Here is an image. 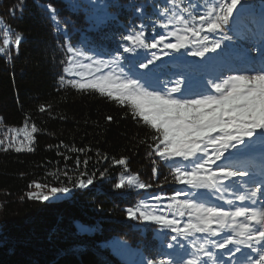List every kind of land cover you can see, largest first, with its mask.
<instances>
[{"label": "snow or ice", "instance_id": "1", "mask_svg": "<svg viewBox=\"0 0 264 264\" xmlns=\"http://www.w3.org/2000/svg\"><path fill=\"white\" fill-rule=\"evenodd\" d=\"M170 2L172 7H165L160 12L166 19L157 25L165 30L158 39L153 36L152 42H148L143 26L139 31H129L121 36L122 41L128 42L122 45L127 56L112 54L109 59H98L96 55L66 44L70 55L64 72L80 77V80L65 81L62 76L60 83L67 82L77 90H93L119 106H126L134 120L151 130V140L155 144L148 145L151 149L149 155L171 162L175 183L196 191L206 190L216 200L230 206L225 209L219 204L206 202L211 196L206 200H193L190 197L195 192L181 189L169 198L166 205L141 201L135 207L127 208L128 219L151 223L162 232L173 233L166 245L161 241L157 249L158 259L143 257V253H139L140 264H264V45L258 49L261 51L259 61L250 58L242 49L235 57L240 63H224L207 78L206 83L201 80L195 84L193 72L208 77L209 63L228 58L230 50L241 48L236 41L247 40L253 33L249 30L246 34L234 27L242 15V9H237L241 0H205L202 5L190 6H184L183 0ZM251 2L244 0L245 5ZM260 2L264 5V0ZM46 8L51 13L54 30L62 32V22L55 9L51 6ZM200 8L203 11L197 12L196 9ZM16 10H11L13 15ZM19 11H23L22 2ZM109 19L115 17L102 11V6H98L95 14L89 17L94 27ZM8 34L5 33L6 36ZM260 38L264 41V21L260 26ZM22 39V34H15L17 50ZM226 41L229 43L225 44ZM3 45L5 47H0V54L9 47V39L4 38ZM158 45H162L159 51L164 55L169 54L165 50L179 53L189 48L188 55L193 57L205 59L208 53L215 55L205 59L202 65L178 63V71L174 73L177 78L169 77L161 85L158 73L167 67L166 64H156L161 56L157 52H151L150 57L139 55L141 49H156ZM124 61L129 65L128 71H125ZM137 67L142 71H137ZM40 111L44 112L45 108L41 106ZM8 131L13 134L11 141L5 144L7 136L0 139V146L5 151L9 148H14L17 153L34 151L33 134L38 131L35 125L29 131L26 121L24 128H9ZM21 135L23 139H18ZM258 142L257 172L254 160ZM76 163L79 165L80 161ZM84 163L87 164V160ZM115 163L125 165L124 171L128 172L126 159L121 158ZM152 171L155 174L156 168L153 167ZM126 183L137 189L152 187L133 174L122 175L113 187L119 190ZM92 184V179L78 180L74 187L85 189ZM35 187L40 189L42 185L36 184ZM50 191L52 197L29 193L28 198L48 201L57 194L68 195L72 189L52 187ZM154 200L159 202L161 197L157 195ZM237 201L240 206H235ZM176 217H187V220ZM78 227L81 232L89 231L83 225ZM222 232L229 235L215 239ZM165 247L171 251L165 253ZM242 248L250 250L251 254L242 253ZM214 249H225L226 252ZM129 251L137 254L131 249ZM237 253L245 259H233Z\"/></svg>", "mask_w": 264, "mask_h": 264}, {"label": "trees", "instance_id": "2", "mask_svg": "<svg viewBox=\"0 0 264 264\" xmlns=\"http://www.w3.org/2000/svg\"><path fill=\"white\" fill-rule=\"evenodd\" d=\"M46 6L55 9L62 32L54 30ZM239 6L264 7L260 0ZM165 7H172L170 0H109L105 8L115 21L90 31L87 11L74 9L68 0H0V47L4 38L10 41L0 54V130L22 128L26 121L38 129L31 153L0 146V264H123L103 244L119 237L134 245L145 235L126 212L139 193L126 184L119 190L113 185L133 174L152 185L148 191L172 196L184 189L175 183L171 164L149 155L152 132L126 106L60 83L62 76L74 79L64 72L70 55L66 44L77 46L81 32L88 30L89 45L97 47L126 44L121 36L141 26L145 35L157 37L165 31L157 26L166 19L160 15ZM17 33L23 36L18 50ZM121 158L128 172L115 163ZM87 179L93 184L74 187ZM36 184L72 191L51 201L29 199ZM81 225L89 231L81 232Z\"/></svg>", "mask_w": 264, "mask_h": 264}, {"label": "rangeland", "instance_id": "3", "mask_svg": "<svg viewBox=\"0 0 264 264\" xmlns=\"http://www.w3.org/2000/svg\"><path fill=\"white\" fill-rule=\"evenodd\" d=\"M109 0H68V3L74 8H82L83 10L87 11V19L89 21V27L88 30L93 31V30H97L99 27L103 26L106 27L108 23H113V21H115L114 19H109L106 23L100 25L99 27H94L93 23L90 22L89 17H92L95 14V9L98 6H102V11H106V4L108 3ZM244 1V0H241ZM257 3L259 0H256ZM205 0H183V4L184 6H190V5H195V4H204ZM85 5V6H83ZM238 10L242 9V15L240 16V18L238 19L237 23L234 25V27L238 28L240 31H243L244 33H249V30H251V32L253 33V35H251L249 37V39L247 40H237L236 43L241 45V48H236V49H232L230 50V56L228 58H220L215 62H211L208 65V73L209 76L205 77L203 76L201 73L199 72H193L192 75V80L195 84H199L201 82V80L204 81V83L207 82V78H210V76L214 73L215 70H218L219 68L223 67L224 63H233V64H238L240 63L239 60L235 59L236 56H238L241 52V50H245L247 51L248 56H255L261 53V51H259L258 49H260L262 47V45H264V41L261 40L260 38V26H261V22L264 21V9L263 10H258L255 8H245L242 6H237ZM197 12L203 11V8H200L199 10L196 9ZM107 14L110 17H115L116 16L109 14V12H107ZM186 15V14H185ZM234 17L236 16V12L233 13ZM198 23V21H197ZM124 25H121L120 27L122 29H125L126 27ZM87 30V31H88ZM81 32L80 36H79V43L76 47L81 48L82 50H84L85 52H87L89 55H96V57L98 59H109L110 56L112 54H118L123 56H127L128 54L123 53V48L122 45H126V44H119L117 46L112 45L110 47H106V49L104 48H99L93 45L88 46V42H89V31L88 32ZM129 31H136L134 29H131ZM128 31V32H129ZM230 35H232V32H229ZM153 36L154 35H150L147 36L145 35V39L148 42H152L153 40ZM156 37V36H155ZM158 39V36L156 37ZM172 40V42H175L174 38H169ZM229 42H225V44H228ZM160 47H162V45H158L156 49H150V50H143L141 49L139 52V55L142 57H150V53L151 52H157L158 55L161 56V59L156 61V64H166L167 67L164 68L160 73H158L159 75V79L161 82V85L163 84V81L169 79V77H171L172 79H176L177 77L174 75V73H176L178 71V67L177 64L181 63V62H187L193 65H202L205 63V59L214 56L215 54L213 53H208L206 54L205 59L200 60L202 58L200 57H193L191 55H188V52L191 51V48L189 49H182L181 52L177 53V52H173L171 50H165L167 51L169 54L168 55H164L163 53H161L159 51ZM222 47H224V45H222ZM217 52H220V49H217ZM85 63H88L89 61H84ZM124 68L125 71H128L129 65L127 63V61H124ZM169 63V64H168ZM151 67V66H150ZM79 69H73V71H78ZM104 71H107V69H104ZM137 71H142L137 67ZM131 74V73H130ZM73 77V76H72ZM74 79L80 80V77H73ZM87 79V77H85V80ZM84 82V81H82ZM25 126H23L22 128H24ZM28 130H31V127L27 125ZM2 135L4 139L5 136L8 137L7 140H5V144L9 143L11 141V137H12V133L8 131V129H4L0 130V136ZM18 139H23L22 135L18 138ZM255 139V138H254ZM242 147V146H241ZM14 149V148H12ZM259 154H260V147H259V142L257 145V149L255 151V157L258 156V158L255 160H259ZM227 155V153H226ZM254 163L256 165V171H259V161H255ZM164 163H169L171 164V162H165ZM126 185H128L126 183ZM129 186V185H128ZM130 189L137 191L138 197H137V201L135 202V204L133 205V207H135L139 202L141 201H146L149 204H162V205H166L167 203L170 202L169 198L172 196H165L159 192H153V191H148L147 189H137L134 187L129 186ZM184 190L192 193L195 192V195L190 197L193 200H206L207 197L211 196L210 200H206V202H210L213 204H219L221 206H223L225 209L229 208L230 206L225 204L223 201H219L216 200L215 196H212L210 193H207L206 190H193L191 188H189L187 185H184ZM31 193L33 194H40V195H48L49 197H52V193L50 191L49 188H45V187H41L40 189H37L35 186L33 187ZM159 195L161 197V200L159 202H157L156 200H154V197ZM64 197V195H60L57 194L54 198H50L48 201L57 199V198H61ZM183 198V197H181ZM235 206H240V203L237 201ZM251 206V205H249ZM234 207V206H233ZM254 207V206H252ZM159 210V209H158ZM169 215H171V213H169ZM177 219H181L182 221H186L187 217H176ZM139 224V230L141 233H143L145 236L142 235V238L139 239L138 241L135 242L134 245H131L129 243H127L126 241L122 240L119 237H113L111 239H109L107 242H105L103 245L105 247H108L111 254H113V256L115 258H117L118 261H120L123 264H140L141 261V256L139 255V253H143V257H149V258H159L158 256V252L157 249L160 248L161 246V241L163 240V243L166 245L168 242H170V237L171 235H173V233L170 232H162L160 231V229L158 228V226L151 224V223H140L139 221H136ZM0 230H1V225H0ZM146 233H149V237H146ZM229 235V233L226 232H222L220 237H216L215 239H221L224 236ZM181 243H185L184 241H181ZM232 246L229 245V248H231ZM133 250L135 251L137 254L133 255L129 250ZM163 251L165 253H169L171 250H168L166 247L163 249ZM176 251H180L179 249H177ZM217 252H226L225 249H220V250H215ZM242 253H250V250L248 249H244L242 248ZM173 255H175V252L172 253ZM255 255V254H252ZM225 259H227V257L225 256ZM233 259H245L244 256H242L241 253H237L235 257H233Z\"/></svg>", "mask_w": 264, "mask_h": 264}]
</instances>
